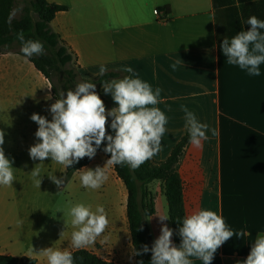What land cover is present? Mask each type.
Returning <instances> with one entry per match:
<instances>
[{
    "label": "crops",
    "instance_id": "crops-1",
    "mask_svg": "<svg viewBox=\"0 0 264 264\" xmlns=\"http://www.w3.org/2000/svg\"><path fill=\"white\" fill-rule=\"evenodd\" d=\"M47 1L67 7L56 14L51 27L74 55L81 78H96L103 65L107 71L120 72L123 79L130 75L124 69L132 67L153 90L161 89L157 107L168 124L154 162L168 160L186 134L182 106L209 126L208 139L199 147L190 143L180 164L186 215L210 209L234 232L247 233L225 242L212 264L244 261L255 238L264 233V64L259 76L249 75L227 63L220 45L225 36L247 30L250 16L264 20V0ZM100 93L112 108L116 106L103 87ZM49 95L51 99H46ZM55 101L50 81L27 57L16 51L0 54L3 148L9 159L23 163L25 176L19 192L15 183L0 186V255L47 264L43 250L53 247L72 253L86 250L115 264H136L128 191L114 165L106 164L109 158L99 153L84 167H105L108 176L101 188L91 190L81 185L80 171L66 180L63 166L50 158L41 163L29 156V148L39 142L38 125L30 117L37 113L51 120L49 107ZM36 165L43 178L40 188L31 175ZM50 175L64 183L58 187ZM64 190L71 207L84 203L106 210L105 232L86 248L71 246L75 229L67 211L61 212ZM147 191L155 208L147 218L154 242L162 227L158 216H169L163 223L171 229L172 224L165 182L155 180ZM194 264L202 261L194 259Z\"/></svg>",
    "mask_w": 264,
    "mask_h": 264
},
{
    "label": "clouds",
    "instance_id": "clouds-1",
    "mask_svg": "<svg viewBox=\"0 0 264 264\" xmlns=\"http://www.w3.org/2000/svg\"><path fill=\"white\" fill-rule=\"evenodd\" d=\"M246 24L249 26L247 30H241L231 38L225 36L220 48L228 64L246 70L249 75L259 76L260 66L264 64V32L261 31L264 30V20L253 15ZM17 39L25 57L44 54V44L39 40H26L23 30L17 33ZM106 71V67L101 65L99 74L102 76ZM124 71L130 75L119 80L102 81L104 93L110 94L116 105L110 110L96 92L95 83L85 81L77 84L74 90L61 93L60 98L50 105L51 120L33 113L30 119L38 125L35 137L39 142L29 148L30 158L41 163L50 158L66 170L85 157L94 158L105 142L103 151L110 154L107 165H127L135 170L155 156L161 150L168 124V117L157 107L161 89L153 90L148 82L135 75L132 67H126ZM46 99H51V95ZM182 111L189 142L199 147L203 140L208 139L206 132L209 126L201 123L187 107L182 106ZM109 117L114 135L108 132ZM4 138L5 133L0 130V186H12L15 168L13 160L5 155ZM79 171L81 185L87 189L97 190L108 180L105 167ZM31 175L40 188V167L36 165ZM49 178L58 187L64 183L54 175ZM68 214L75 229L71 235L74 249L93 244L109 223L106 210L100 205L93 210L91 205L78 203L69 209ZM158 217L162 223L159 237L151 248L145 244L134 252L136 256L151 252L150 264H194V259L202 261V264H212L215 253L225 242L234 235H247L244 231L237 233L231 230L217 212L200 209L180 222L178 235L181 243L177 246L172 241L173 229L163 223L169 216ZM43 253L47 264H76L69 250L49 247ZM138 264H144V261L140 260ZM237 264H264V233L255 238L246 259L237 261Z\"/></svg>",
    "mask_w": 264,
    "mask_h": 264
},
{
    "label": "trees",
    "instance_id": "trees-1",
    "mask_svg": "<svg viewBox=\"0 0 264 264\" xmlns=\"http://www.w3.org/2000/svg\"><path fill=\"white\" fill-rule=\"evenodd\" d=\"M14 4L15 0H0V54L12 52L8 50V47L14 42H18L21 45V42L17 39V33L23 30L26 40H39L44 44L43 55H38V58L33 56L27 58L50 81L55 99L60 98V93L51 80L50 71L59 73L62 67L65 68L68 65L72 66L74 64L73 71L65 72L69 77L67 80L68 84L73 86L78 81L95 83L96 92L104 101L106 108L108 110L112 109L100 93L102 81L119 80L123 75L117 71H107L104 75H99L92 80H84L81 78L74 55L67 48L66 43L61 40L60 35L51 27V22L56 17V14L66 11L67 7L50 4L47 0H32L37 21L23 19L12 24L9 22V19L10 17L12 18ZM18 53L24 56L22 52L19 51ZM108 123L110 126L111 117H109ZM112 133L114 134L113 131ZM189 144V134L186 132L183 139L173 149L171 156L164 162L156 163L151 158L135 170L127 165H114L118 177L124 182L128 191L127 216L134 252L140 250L145 244L149 248L153 244L152 236L147 225V218L155 214V208L153 202L148 199L147 185L155 180L165 182L174 244L179 246L181 243L178 228L181 226L180 222L187 215L183 197V182L180 177L179 168ZM105 146L106 142L97 150L95 157L99 153H104L110 159V154L103 151ZM94 158L89 159L85 157L78 163L67 168L66 180H69L73 173L89 165ZM73 256L76 264H115L114 262L105 261L86 250L73 252ZM140 260H143L144 264H150L151 252L136 256V264ZM0 264H37V262L35 259L28 257L16 258L0 255Z\"/></svg>",
    "mask_w": 264,
    "mask_h": 264
},
{
    "label": "rangeland",
    "instance_id": "rangeland-1",
    "mask_svg": "<svg viewBox=\"0 0 264 264\" xmlns=\"http://www.w3.org/2000/svg\"><path fill=\"white\" fill-rule=\"evenodd\" d=\"M23 19H31L34 22L37 21V15L34 11L32 0H15L12 18H11V23L13 24L16 21H20ZM21 47H22V45H20L18 42H14L10 47H8V50L21 52ZM33 57L38 58V55H33ZM73 67H74V64H72V66L68 65L65 68L62 67L61 72H59V73L50 71L51 72V80L56 85L60 95H61V93H66L67 90H70V89L74 90L76 85L81 83L80 81H78V83L73 85V86H70L68 84L67 80L69 77L67 74H65V72L66 71H73L74 70V69H72ZM108 132H109V134H113L110 126L108 127ZM22 166H23V163L22 164L17 163V161L13 160V167L15 168L14 169L15 181L13 183L16 184L14 187H17V190L23 189L22 180L25 178V176H24V172L21 170ZM27 177H29V176H27ZM30 180H32V179H30ZM18 192H19V190H18ZM67 201H68V203H67ZM60 202H62V204H63V206L61 208V212L65 213L67 211L66 214L68 215L69 209L71 208V201L67 198V194H66L65 190L62 191V197L60 199ZM110 259H112V258L110 257Z\"/></svg>",
    "mask_w": 264,
    "mask_h": 264
},
{
    "label": "built area",
    "instance_id": "built-area-1",
    "mask_svg": "<svg viewBox=\"0 0 264 264\" xmlns=\"http://www.w3.org/2000/svg\"><path fill=\"white\" fill-rule=\"evenodd\" d=\"M155 14L159 16L161 13H160V11L156 10V11H155ZM163 19H166V17L163 18ZM163 19H162V20H163Z\"/></svg>",
    "mask_w": 264,
    "mask_h": 264
}]
</instances>
